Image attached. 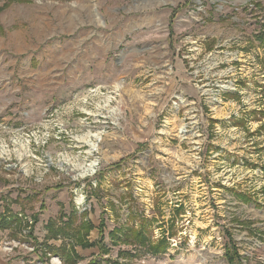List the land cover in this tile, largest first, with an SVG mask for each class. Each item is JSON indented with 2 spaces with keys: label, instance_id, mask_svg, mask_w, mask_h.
Listing matches in <instances>:
<instances>
[{
  "label": "rangeland",
  "instance_id": "1",
  "mask_svg": "<svg viewBox=\"0 0 264 264\" xmlns=\"http://www.w3.org/2000/svg\"><path fill=\"white\" fill-rule=\"evenodd\" d=\"M262 35L264 0H0V251L264 264Z\"/></svg>",
  "mask_w": 264,
  "mask_h": 264
},
{
  "label": "trees",
  "instance_id": "2",
  "mask_svg": "<svg viewBox=\"0 0 264 264\" xmlns=\"http://www.w3.org/2000/svg\"><path fill=\"white\" fill-rule=\"evenodd\" d=\"M261 38V40H264V38H263V35L262 36H260ZM0 215H2L1 213H0ZM10 223V222H9ZM8 223V225L5 223V224H3V223H1V226H2V229H5V228H9L11 225ZM18 223V221H16V224ZM7 225V226H6ZM87 226L89 225V223H87L86 224ZM64 228H66V227H64ZM60 229H62V227H60ZM63 230V229H62ZM133 234L138 238V239H140L142 242H144V241H146V238H145V236L142 234V232H140V231H137V232H133ZM230 241H231V239H229ZM50 250H55V251H53V252H57V250L55 249V248H52V246H49L48 247ZM236 255H237V253L236 252H233V251H230V250H226V253H225V256H226V258H227V260H228V262H229V264H235L236 262V259H234L235 257H236Z\"/></svg>",
  "mask_w": 264,
  "mask_h": 264
},
{
  "label": "crops",
  "instance_id": "3",
  "mask_svg": "<svg viewBox=\"0 0 264 264\" xmlns=\"http://www.w3.org/2000/svg\"><path fill=\"white\" fill-rule=\"evenodd\" d=\"M1 249V248H0ZM0 264H33L29 258H25L20 254L8 255L2 250L0 251Z\"/></svg>",
  "mask_w": 264,
  "mask_h": 264
}]
</instances>
